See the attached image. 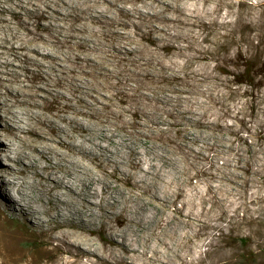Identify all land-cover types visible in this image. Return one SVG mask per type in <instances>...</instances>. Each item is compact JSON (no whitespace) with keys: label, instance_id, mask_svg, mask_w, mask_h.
Wrapping results in <instances>:
<instances>
[{"label":"rangeland","instance_id":"rangeland-1","mask_svg":"<svg viewBox=\"0 0 264 264\" xmlns=\"http://www.w3.org/2000/svg\"><path fill=\"white\" fill-rule=\"evenodd\" d=\"M0 19V264H264V88L226 62L264 53V0H0ZM71 136L133 175L58 146L106 189L88 212L64 196L81 224L23 220L2 198L9 169Z\"/></svg>","mask_w":264,"mask_h":264},{"label":"bare ground","instance_id":"bare-ground-1","mask_svg":"<svg viewBox=\"0 0 264 264\" xmlns=\"http://www.w3.org/2000/svg\"><path fill=\"white\" fill-rule=\"evenodd\" d=\"M10 1V0H9ZM13 2V1H12ZM11 2V3H12ZM31 3V2H30ZM33 3V2H32ZM29 4V3H28ZM35 4V3H34ZM24 5V4H23ZM50 5V4H49ZM67 5V3L65 4ZM69 5V4H68ZM67 5V6H68ZM16 6V5H14ZM25 6V5H24ZM28 6V5H27ZM42 6V5H41ZM54 6V5H53ZM87 6V5H86ZM4 7V6H3ZM13 7V5L11 6ZM90 7V5H89ZM92 8V7H91ZM5 9V8H4ZM3 9V11H4ZM10 9V8H8ZM30 9V8H29ZM61 9V8H60ZM88 10V8H86ZM90 9V8H89ZM11 10V9H10ZM38 10V9H37ZM17 10H15L16 12ZM50 11V10H49ZM21 12V10H20ZM32 12V11H31ZM88 12V11H87ZM5 13V12H4ZM23 13V12H22ZM37 13V12H36ZM62 13V12H61ZM79 13V12H78ZM91 13V12H90ZM48 12L46 10L40 9L38 15L40 16H44L47 15ZM94 14V13H93ZM22 15V14H21ZM36 15V14H35ZM79 15V14H78ZM88 15V14H87ZM51 16V14H50ZM76 16V15H75ZM84 17V15H82ZM37 17V16H36ZM46 17V16H45ZM49 17V16H48ZM53 17V16H52ZM62 17V16H61ZM6 18V17H5ZM56 18V17H55ZM95 18V17H94ZM39 19V18H37ZM41 19V18H40ZM46 19V18H45ZM44 19V20H45ZM50 19V18H49ZM86 19V18H85ZM1 20V19H0ZM21 20V19H20ZM19 20V22H20ZM26 20V19H25ZM87 20V19H86ZM52 21V20H51ZM4 22V21H3ZM30 22V21H29ZM37 22V21H36ZM44 22V21H43ZM25 23V22H24ZM47 23V22H46ZM20 24V23H19ZM28 25V24H27ZM39 25V24H38ZM25 26V25H23ZM21 26V28L23 27ZM45 27V26H44ZM47 27V26H46ZM26 28V27H25ZM50 28V27H49ZM45 30V29H44ZM50 30V29H48ZM29 31V29H28ZM40 31V29H39ZM31 32V31H30ZM34 32V31H33ZM28 33V32H27ZM40 33V32H39ZM30 34V33H29ZM32 34V33H31ZM36 34V33H34ZM33 35V34H32ZM39 35V34H38ZM16 36V35H15ZM37 36V35H36ZM4 38V37H3ZM17 38V37H16ZM5 39V38H4ZM7 39V38H6ZM5 39V40H6ZM14 39V38H13ZM39 39V37H38ZM58 39V38H57ZM9 40V39H8ZM7 41V40H6ZM10 41V40H9ZM22 41V40H21ZM9 43V42H8ZM7 43V44H8ZM13 43V42H12ZM15 43V41H14ZM6 44V43H4ZM10 44V43H9ZM21 45V44H20ZM2 46V41L0 42V47ZM19 47V46H18ZM22 47V45H21ZM25 47V46H24ZM5 49V48H4ZM22 49V48H21ZM28 49V48H27ZM1 50V49H0ZM15 50V49H13ZM24 50V49H23ZM3 51V49H2ZM9 51V48H8ZM38 51V50H37ZM1 52V51H0ZM4 52V51H3ZM30 52V50H29ZM42 52V51H41ZM15 53V52H13ZM28 53V51H27ZM35 53V52H34ZM46 53V52H45ZM3 54V53H2ZM7 54V53H6ZM42 55V54H41ZM40 55V56H41ZM44 55V54H43ZM2 56V55H1ZM0 56V57H1ZM28 56V55H27ZM39 56V55H38ZM39 56V57H40ZM30 57V56H29ZM35 58V57H34ZM78 59V57H77ZM81 59V58H79ZM5 60V59H4ZM31 60V59H30ZM43 60V59H42ZM41 60V61H42ZM33 62V61H32ZM41 63V62H40ZM9 64V63H8ZM77 86V85H76ZM78 87V86H77ZM78 90V89H77ZM84 91V90H83ZM89 93V92H88ZM71 97V96H70ZM89 97V96H88ZM61 98V97H60ZM85 98V97H84ZM59 99V98H58ZM70 99V98H69ZM88 99V98H87ZM67 100V98H66ZM56 101V100H55ZM60 101V100H59ZM82 101V100H81ZM85 101V99H84ZM122 101V100H121ZM63 102V101H62ZM66 102V101H65ZM34 103V102H33ZM84 103V102H83ZM103 103V102H102ZM28 104V101H27ZM31 104V103H30ZM64 104V103H63ZM62 104V105H63ZM72 104V103H71ZM86 104V103H85ZM58 105V104H57ZM56 105V107H57ZM68 106L70 104H67ZM60 106V105H59ZM59 108V107H58ZM72 108V107H71ZM66 110V109H65ZM59 111V110H58ZM57 112V110H56ZM60 112H62L60 110ZM60 114V113H59ZM64 116V115H63ZM62 117V115L60 116ZM38 118V117H37ZM68 118V117H67ZM72 118V116L70 117V119ZM40 119V118H39ZM54 120V119H53ZM76 120V119H73ZM66 121V120H65ZM41 122V121H40ZM50 123V122H49ZM52 123V122H51ZM56 123V122H55ZM68 123V122H66ZM71 123V122H70ZM75 123V121H74ZM59 124V123H58ZM77 124V123H76ZM61 125V124H60ZM69 125V124H68ZM55 126V125H54ZM82 126V125H81ZM31 127V126H30ZM51 127V126H50ZM64 127V126H63ZM66 127V125H65ZM83 127H85L83 125ZM38 128V127H37ZM44 128V127H43ZM49 128V127H48ZM52 128V127H51ZM81 128V127H80ZM40 129V127H39ZM70 129V128H69ZM77 129V128H76ZM87 129V128H86ZM85 128H82V131L86 130ZM24 130L27 131H33L34 133H37L35 130H30V129H26L23 128L22 132ZM50 130V129H49ZM64 130V128H63ZM74 130V129H73ZM89 130V129H88ZM25 131V132H27ZM54 131V130H53ZM67 132V130H65ZM44 132V131H43ZM59 132V131H58ZM57 132V134H58ZM79 132V131H78ZM42 133V132H41ZM71 133V132H70ZM85 133V132H82ZM81 133V134H82ZM90 133V132H89ZM45 134V132H44ZM49 134V133H48ZM73 134H75L73 132ZM72 134V136H74ZM91 134V133H90ZM31 135V134H30ZM56 136V134H54ZM86 135H88V133H86ZM106 135V134H105ZM52 136V134H51ZM59 136V135H58ZM62 136V135H61ZM68 136V134H67ZM70 136V135H69ZM70 137L69 140L66 139H56L55 142L54 139H50V142H47L46 147L42 148L40 146H36L35 140L33 145L31 144L30 148L31 149V154H35L36 158L37 156L42 158L44 160V164L43 165H39L37 164V162H31L29 163H24L22 158L17 159V162L19 163V167L16 168H10L8 171V176L5 178L4 180V185L3 186V193H2V198L7 200L10 204H12L14 207H16V209L18 210V212L20 213V215L22 216L23 220H27L29 218V216H33L35 218H37L39 220V224L44 223L46 220L44 219V216H49L51 217V219L56 220L57 224L62 226V225H73V224H81L80 222H74L73 217H70L72 212L70 209L71 208V203L70 205L68 204V200L64 197V196H70L71 198L74 195L75 199L77 198L76 196H78L81 199L82 202V207L86 208V212L91 211L92 208H94L97 204L96 202H91V199H94L96 197H101L102 193L105 191L106 186H103L101 188V190H98V188L96 187V185L98 184L95 180L94 175L92 176V170L89 174V177L87 178V181L85 183H83L82 181L85 180V178H83L85 175L87 176L88 174L86 172H83V168L81 167V162L80 160H76L75 157H68L70 159L65 158L66 154L62 151V149L66 148V151H70V153L74 156L77 157V155L83 154L82 156L84 157H100V156H104L105 160L112 164L113 168L115 169V172L120 173L122 176L125 175L126 179L128 180V177L133 175V171L132 172H126L123 171L122 168L124 167H120L118 164V161H114L112 158V155L109 153L107 154V146L104 147V145H99L98 143H95V148L96 150L90 148V144L92 145L89 136L88 138L86 137V141L88 142V144L86 146L84 145H80L79 143H77V141L75 142V139L73 137ZM76 136V134H75ZM80 136V135H79ZM34 137V136H33ZM46 137V136H45ZM66 137V136H65ZM81 137V136H80ZM95 138V136H92ZM67 138V137H66ZM82 138V137H81ZM79 139V138H78ZM83 139V138H82ZM85 139V138H84ZM106 139V138H105ZM37 140V139H36ZM41 140V139H40ZM38 140V141H40ZM99 140V138H98ZM96 140V141H98ZM30 141V140H29ZM44 141V142H45ZM82 141V140H81ZM95 141V142H96ZM41 142V141H40ZM79 142V141H78ZM28 144V143H27ZM101 144V143H100ZM38 145V143H37ZM112 145V144H111ZM57 146V148L55 147ZM58 146L60 148H62L60 150V148L58 149ZM93 146V145H92ZM5 147H7L6 149H9V144L5 145ZM94 147V146H93ZM110 149V148H109ZM111 151V150H110ZM114 154V153H113ZM29 155V154H28ZM54 155L56 156V160ZM116 156V155H115ZM32 157V156H31ZM137 157V156H136ZM75 158V159H74ZM41 159V160H42ZM91 159V158H90ZM116 159V158H115ZM133 159V158H132ZM84 160V159H83ZM86 160V159H85ZM95 160V159H94ZM97 160V159H96ZM102 161V159H101ZM105 161V162H106ZM120 161V160H119ZM23 162V163H22ZM90 162V161H89ZM92 162V161H91ZM140 161L134 157L133 159V165L137 166L138 169H140ZM84 163V162H83ZM86 163V162H85ZM94 163V162H93ZM106 164V163H105ZM85 165V164H84ZM122 165V164H121ZM87 166V163H86ZM85 166V167H86ZM102 166V165H101ZM130 166V165H129ZM89 167V166H88ZM86 169V168H85ZM134 169V168H133ZM142 169V168H141ZM148 169V168H147ZM87 170V169H86ZM129 170V167L128 169ZM142 171V170H141ZM32 173V178L33 181L29 182L26 181V176H20V174H28V173ZM136 173V172H134ZM140 173V171H139ZM144 173V172H143ZM146 174V173H145ZM119 176V175H118ZM124 177V179H125ZM100 179V178H99ZM98 179V180H99ZM78 181V182H77ZM100 181V180H99ZM75 182H77V184L82 185L81 190L79 192H77L76 190V186H74ZM98 186V185H97ZM99 187V186H98ZM110 189V188H109ZM13 192V194L11 193ZM37 192V193H36ZM123 194V193H122ZM42 196H44L46 198V202H45V208L43 206V202H41L40 204L38 202H40V199L42 200ZM38 200H37V199ZM44 198V199H45ZM69 199V197H68ZM73 199V200H75ZM43 201V200H42ZM45 201V200H44ZM80 202H78L79 204ZM81 205V204H80ZM79 205V206H80ZM73 206V205H72ZM81 207V206H80ZM64 208L66 209V211L64 210ZM74 208V207H73ZM77 208V207H76ZM100 208V207H99ZM79 209V208H78ZM84 209V208H83ZM93 211V210H92ZM109 211V210H108ZM90 213V212H89ZM67 214V215H66ZM79 214V213H78ZM82 214V213H81ZM89 215V214H88ZM87 215V216H88ZM122 215V214H121ZM76 216V215H75ZM116 216V215H115ZM47 218V217H46ZM79 218V217H78ZM33 219V218H32ZM36 219V220H37ZM61 219H65V221H62ZM88 220V219H87ZM121 226H126L129 224V221L124 218L121 217L119 219ZM38 222V221H37ZM56 226V225H55ZM123 227H121L122 229ZM122 231V230H121ZM67 234V232H66ZM73 234V233H71ZM75 235V233L73 234ZM65 235H63L64 237ZM65 238V237H64ZM126 239V238H125ZM121 241V240H120ZM127 241V240H126ZM129 243V242H127ZM67 244L72 245L73 242H69L67 241ZM75 244V243H74ZM117 245L121 246L124 251L127 252H135L134 248H130V246H128L125 241H121V242H116ZM114 246V245H113ZM67 250H69L67 248ZM86 251V250H85Z\"/></svg>","mask_w":264,"mask_h":264},{"label":"trees","instance_id":"trees-1","mask_svg":"<svg viewBox=\"0 0 264 264\" xmlns=\"http://www.w3.org/2000/svg\"><path fill=\"white\" fill-rule=\"evenodd\" d=\"M215 62L219 65L218 59ZM226 62H229L227 74L232 76L234 84L251 90V93L264 88V53L261 50H239ZM262 254L264 255V246ZM252 260L256 259H251L250 256L244 257L245 264H253Z\"/></svg>","mask_w":264,"mask_h":264}]
</instances>
